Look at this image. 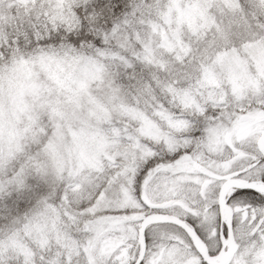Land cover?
<instances>
[{"label": "snow or ice", "instance_id": "6c2138e0", "mask_svg": "<svg viewBox=\"0 0 264 264\" xmlns=\"http://www.w3.org/2000/svg\"><path fill=\"white\" fill-rule=\"evenodd\" d=\"M0 264H264V0H0Z\"/></svg>", "mask_w": 264, "mask_h": 264}]
</instances>
